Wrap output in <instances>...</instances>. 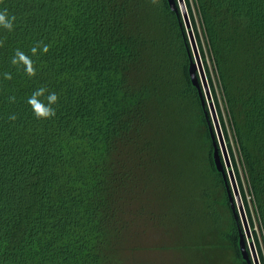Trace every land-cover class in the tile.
I'll return each instance as SVG.
<instances>
[{"label": "trees", "instance_id": "obj_1", "mask_svg": "<svg viewBox=\"0 0 264 264\" xmlns=\"http://www.w3.org/2000/svg\"><path fill=\"white\" fill-rule=\"evenodd\" d=\"M184 2L264 264V0ZM0 7L16 16L0 29V264H247L167 0ZM38 87L57 93L54 117L28 105Z\"/></svg>", "mask_w": 264, "mask_h": 264}, {"label": "water", "instance_id": "obj_2", "mask_svg": "<svg viewBox=\"0 0 264 264\" xmlns=\"http://www.w3.org/2000/svg\"><path fill=\"white\" fill-rule=\"evenodd\" d=\"M167 2L169 8L178 15L180 25L185 29L188 41V75L192 85L198 90L213 142L214 164L224 179L228 201L238 225V246L241 257L247 264H260L185 2L184 0H167Z\"/></svg>", "mask_w": 264, "mask_h": 264}, {"label": "clouds", "instance_id": "obj_3", "mask_svg": "<svg viewBox=\"0 0 264 264\" xmlns=\"http://www.w3.org/2000/svg\"><path fill=\"white\" fill-rule=\"evenodd\" d=\"M16 16L10 14L9 10L5 7H0V29H6L12 31ZM38 50L40 52H47L48 45L38 43L30 48V52L35 55ZM11 64L21 65L24 72L28 76H34L36 69L33 67L32 57L26 54L21 49L17 48L14 50V54L11 57ZM4 79H11L12 75L9 72L3 73ZM9 100H15L14 96H10ZM58 101V96L55 91H48L45 87L36 88L30 96L27 98V103L30 106L33 114L38 119H47L56 115V108L54 105ZM11 120H15L16 116L12 115L9 117Z\"/></svg>", "mask_w": 264, "mask_h": 264}, {"label": "rangeland", "instance_id": "obj_4", "mask_svg": "<svg viewBox=\"0 0 264 264\" xmlns=\"http://www.w3.org/2000/svg\"><path fill=\"white\" fill-rule=\"evenodd\" d=\"M205 55H206V53H205ZM205 59H206V62L208 63V65H209V59L207 58V56L205 57ZM213 76V75H212ZM213 83H214V79H213ZM212 95V94H211ZM216 96H217V100H218V103H219V106H220V109H221V111H222V114L224 115V112H223V107H222V103H221V99H220V96H219V93L216 91ZM214 103V102H213ZM216 109V108H215ZM217 113V112H216ZM234 157H235V163H236V166H237V168H238V171H239V174H240V177H241V179H242V181H243V174H242V169H241V166H240V163H239V160H238V158H237V154L235 153L234 154ZM253 228H254V230L256 231V233H257V235H258V239H259V241H260V244H261V240H260V236H259V234H258V229H257V224H256V221H255V219H253ZM252 234V233H251ZM148 235V234H147ZM144 236H146V234L144 235ZM143 238H144V240H145V237H142V240H143ZM150 239H152V238H150ZM153 240V239H152ZM148 242H150V241H148ZM261 247H262V245H261ZM146 249H148V247H146ZM150 249V248H149ZM155 250V249H154ZM159 256H160V259L162 260V262L163 261H165L166 260V258H169V257H171L172 256V254H163V253H160L159 254ZM193 260V259H192ZM196 261H199V259H195ZM193 263H194V261H193Z\"/></svg>", "mask_w": 264, "mask_h": 264}]
</instances>
